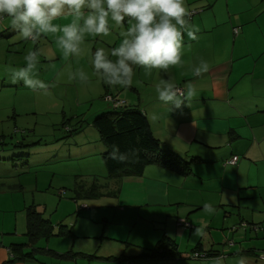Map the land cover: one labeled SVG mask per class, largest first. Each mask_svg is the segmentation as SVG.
Segmentation results:
<instances>
[{
    "label": "crops",
    "instance_id": "crops-1",
    "mask_svg": "<svg viewBox=\"0 0 264 264\" xmlns=\"http://www.w3.org/2000/svg\"><path fill=\"white\" fill-rule=\"evenodd\" d=\"M185 5L190 13L196 12L191 23L199 28V32L197 40L184 35V44L189 47L183 51L182 64L172 66L166 72L151 69L148 74L137 67L136 87L131 85L127 88L105 85L95 74L92 63L85 72L87 88L103 87L105 92L110 90L116 98L125 99L129 104L133 101L129 96L123 97L122 93L125 89L132 90L136 94V107L145 113L155 137L164 148L187 161L194 160L190 176H182L160 166H149L143 175L112 178L118 180L115 188L117 206L125 215L136 209V213L146 211L156 219L167 216L170 224H174L179 219L190 223L193 220L191 214L204 211V203L213 205L216 200L228 215V220L233 221L232 225L237 223L236 215L241 222L248 224L249 228L240 234L239 240L243 243L240 247L229 245L222 255V251L214 250L212 246L207 249L202 245L203 239L200 242L190 234V243L200 242L192 253L196 251L200 257L202 254L205 257L209 251L218 253L226 257L225 264H235L240 257L245 258L246 264L260 263L263 262L260 256L264 255V0H185ZM71 20L72 17L63 16L53 23L64 25ZM125 24L127 27V19ZM109 27V33L115 28L120 32L124 29L111 23ZM120 32L117 37L116 34H85L86 44H81V54L72 58L80 61L77 59L82 56L90 57L92 61L99 44L114 48L113 43L121 42ZM42 37L49 39L48 34ZM55 43L49 44L48 51L59 60L62 50L54 46ZM201 59L208 63L209 72L196 77L194 68L199 66ZM77 72L73 71V74ZM168 77L181 88L191 81L196 89V98L180 109L159 101L156 87L161 78ZM234 157L239 158L238 164L228 165L227 162ZM96 194H88V197ZM219 215L218 211L215 216L210 215L212 223ZM257 225L260 231L250 228ZM183 227H178V230L186 236L189 230ZM172 229L177 231L174 226ZM250 231L253 232L251 241ZM166 234L165 237L176 244L180 253L172 231ZM213 241V246L219 244ZM12 245L0 240V264H10ZM205 248L208 251H204ZM175 257L181 258L182 255L164 258L169 262L164 264H191L189 261L178 263ZM158 260L161 259L149 258L151 263Z\"/></svg>",
    "mask_w": 264,
    "mask_h": 264
},
{
    "label": "rangeland",
    "instance_id": "rangeland-1",
    "mask_svg": "<svg viewBox=\"0 0 264 264\" xmlns=\"http://www.w3.org/2000/svg\"><path fill=\"white\" fill-rule=\"evenodd\" d=\"M109 23L115 25L111 19ZM118 32L120 29L115 28L109 34L117 37ZM60 34L49 33V39L41 36L37 42L22 40L7 18L0 20V240L9 245L27 243L28 212L34 208L55 227L50 239L35 245L37 258L43 264L169 263L165 259L151 263L145 257L151 254L146 249H155L167 231H172L182 255L175 257L178 263L201 264L211 260H193L192 250L202 242L200 239L207 249L212 246L222 251V255L229 245L240 247L243 243L240 234H244L246 222L236 215L237 223L232 225L233 221L228 220L216 200L212 202L217 208L214 213L191 214L193 220L186 236L178 230L186 219L170 224L167 216L156 219L146 211L136 213V209L125 215L118 208L115 190L118 180H113L107 171L103 160L107 148L99 131L92 126L94 118L110 112L113 104L105 101L103 87L87 88L79 78H69L73 71L87 72L90 57L82 56L76 61L61 56L56 60L51 55L49 44ZM119 43L113 44L118 47ZM85 44L83 41L82 45ZM37 48L39 78L51 84L47 94L33 92L22 82L13 84L5 71L25 66L24 57ZM98 48L106 53L112 49L100 44ZM132 85L136 87V75ZM122 96H129L133 101L130 104L136 105L132 90L125 89ZM109 192L112 194L107 195ZM88 194L96 196L90 198ZM83 205L88 209L80 210ZM217 211L220 215L212 223L210 215L215 216ZM61 224L65 233L69 230L65 235H58ZM195 227H203L206 235L198 238L200 242L190 243L189 236ZM213 239L219 244L213 246Z\"/></svg>",
    "mask_w": 264,
    "mask_h": 264
},
{
    "label": "clouds",
    "instance_id": "clouds-1",
    "mask_svg": "<svg viewBox=\"0 0 264 264\" xmlns=\"http://www.w3.org/2000/svg\"><path fill=\"white\" fill-rule=\"evenodd\" d=\"M191 13L185 0H0V20L8 19L11 29L22 40L37 42L43 34L61 33L56 45L62 50V57L79 56L85 34L109 35V19L124 28L118 47L106 53L97 48L92 56L94 72L109 87L127 88L133 84L135 69L142 68L146 74L151 69L167 71L183 63L186 46L184 35L197 40L199 28L191 23ZM70 16L68 24H54L59 17ZM40 50L29 51L24 57L26 64L19 68L5 69L13 84L22 82L33 92L47 94L51 84L39 78ZM115 58V59H113ZM209 72L208 63L201 59L194 68V75L200 77ZM87 81L85 72L78 71L70 79ZM157 98L166 105L180 109L196 98L194 84L189 81L183 88L177 86L171 77L161 78L156 87ZM155 118V117H154ZM138 149L121 151L113 144L108 158L118 163H134ZM203 210L214 213L210 203H204ZM193 236L203 238V227H195ZM226 257L211 258L210 264H225ZM235 264H246L244 257Z\"/></svg>",
    "mask_w": 264,
    "mask_h": 264
},
{
    "label": "trees",
    "instance_id": "trees-1",
    "mask_svg": "<svg viewBox=\"0 0 264 264\" xmlns=\"http://www.w3.org/2000/svg\"><path fill=\"white\" fill-rule=\"evenodd\" d=\"M109 94L113 95L109 90L106 92L105 98ZM111 108L110 112L95 117L92 123L99 131L101 140L107 148V151L103 153V160L110 177L122 178L131 175H143L145 169L149 166H160L182 176H190L193 173L194 160L187 161L171 150L164 148L160 140L155 137L147 116L136 105L126 103L118 109ZM113 144L119 145L122 152L130 148L138 149L137 156L134 158L135 162L121 164L109 159L108 153L112 150ZM66 233L64 227L61 226L60 234L58 235H65ZM68 234L72 233L69 232ZM53 235L54 226L51 221L36 212L34 208L30 209L26 235L28 242L11 246L12 258L10 264L24 263L26 261H36L43 264L37 258L36 251L38 249L35 245L40 240L50 239ZM148 251H151V254H145V257L153 259H164L176 255L180 257L176 244L167 237L160 240L155 249ZM196 253V251L193 252V255ZM72 256L67 255L65 257ZM216 256H219L218 253L207 252L205 258ZM260 260L263 261L262 259Z\"/></svg>",
    "mask_w": 264,
    "mask_h": 264
},
{
    "label": "built area",
    "instance_id": "built-area-1",
    "mask_svg": "<svg viewBox=\"0 0 264 264\" xmlns=\"http://www.w3.org/2000/svg\"><path fill=\"white\" fill-rule=\"evenodd\" d=\"M192 15L191 16H193L194 14H196V12H193V13H191ZM236 32H238V29H236L235 30ZM105 101L107 102V103H110V104H113V108L114 109H118V108H120L121 106H123V105H125L126 104V102L125 101H122V100H119L118 98H116L115 96H113V95H107L106 96V98H105ZM238 162H239V158L238 157H234V158H232L229 162H227V164L228 165H232V166H236L237 164H238ZM62 194H64V192H62ZM80 210H86V209H88V206H86V205H83L82 207H80L79 208ZM180 226H185V227H190V224L189 223H187V222H181L180 223ZM245 227L247 228H249V226L248 225H246L245 224ZM251 229H253V230H255L256 232L259 230V227H257V226H253V227H250ZM232 246V245H231ZM193 260H201L202 258L204 259L205 257H200V255L199 254H195V255H193ZM261 259L264 261V255L263 256H261ZM128 264H130V263H128Z\"/></svg>",
    "mask_w": 264,
    "mask_h": 264
}]
</instances>
